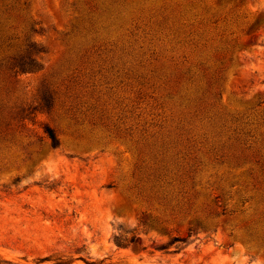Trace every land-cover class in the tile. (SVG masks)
Returning a JSON list of instances; mask_svg holds the SVG:
<instances>
[{
  "label": "rangeland",
  "instance_id": "374dc122",
  "mask_svg": "<svg viewBox=\"0 0 264 264\" xmlns=\"http://www.w3.org/2000/svg\"><path fill=\"white\" fill-rule=\"evenodd\" d=\"M29 44L0 69V264H264V0H0L2 66Z\"/></svg>",
  "mask_w": 264,
  "mask_h": 264
},
{
  "label": "trees",
  "instance_id": "16d2710c",
  "mask_svg": "<svg viewBox=\"0 0 264 264\" xmlns=\"http://www.w3.org/2000/svg\"><path fill=\"white\" fill-rule=\"evenodd\" d=\"M41 52H42L41 49L37 48V46H35L34 44H29L25 48L23 55L20 54V55L11 57L10 62H8L7 64H4V66H2V64L0 63V69H2V67H5L8 70L13 71L15 74H18V73L23 74L27 72H32L37 69V61L34 58V55L39 54ZM52 107H53V98L51 94H49L48 91L45 89L39 95V103H38L37 108L40 111L49 112L52 109ZM43 132L49 141L50 147L53 150H56L59 147V139L57 138L54 131L49 126H44ZM133 238L134 236H132L130 240L127 241L126 239H122L121 236L119 235H114L113 242L117 247H127L128 244L132 242ZM175 243L184 244L186 243V238L173 237L166 245L161 246L159 249L166 250L167 248H169V246ZM175 251H177V247ZM80 259L82 258L80 257ZM44 260L46 259H43L41 261H44ZM55 264H67V262L59 261L58 263H55Z\"/></svg>",
  "mask_w": 264,
  "mask_h": 264
}]
</instances>
